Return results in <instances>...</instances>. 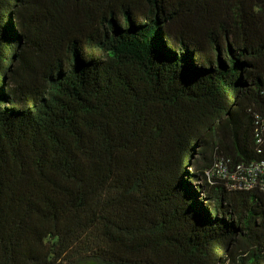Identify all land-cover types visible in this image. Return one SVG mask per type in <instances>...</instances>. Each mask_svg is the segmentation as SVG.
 <instances>
[{
	"label": "trees",
	"instance_id": "1",
	"mask_svg": "<svg viewBox=\"0 0 264 264\" xmlns=\"http://www.w3.org/2000/svg\"><path fill=\"white\" fill-rule=\"evenodd\" d=\"M255 115L264 0H0V264H264V193L189 171Z\"/></svg>",
	"mask_w": 264,
	"mask_h": 264
},
{
	"label": "built area",
	"instance_id": "2",
	"mask_svg": "<svg viewBox=\"0 0 264 264\" xmlns=\"http://www.w3.org/2000/svg\"><path fill=\"white\" fill-rule=\"evenodd\" d=\"M253 137L259 159L233 163L215 157L203 170V182L208 186H221L227 191L260 190L264 193V117L255 115Z\"/></svg>",
	"mask_w": 264,
	"mask_h": 264
},
{
	"label": "rangeland",
	"instance_id": "3",
	"mask_svg": "<svg viewBox=\"0 0 264 264\" xmlns=\"http://www.w3.org/2000/svg\"><path fill=\"white\" fill-rule=\"evenodd\" d=\"M14 21L16 22V19L14 18ZM169 34L170 32H174L172 28H169ZM26 34V33H25ZM17 82L14 77L11 75H6L5 77V85L6 89L13 88L16 89ZM214 139L211 136L203 137L202 139L198 140L195 144V154H192L191 156V163H193V166H190L189 171H194L196 165L197 166H203L210 164L213 159L215 158V151L213 148ZM246 238L244 234L237 238L235 242L231 245L230 251L232 252L231 256L224 255V260L222 264H237L239 262V259L241 256H244L245 253L242 252V248L246 246ZM249 249H253L252 246L249 245ZM248 255V253H247Z\"/></svg>",
	"mask_w": 264,
	"mask_h": 264
}]
</instances>
